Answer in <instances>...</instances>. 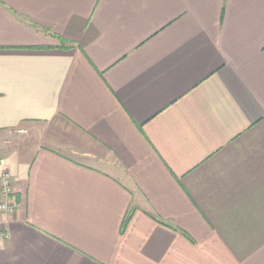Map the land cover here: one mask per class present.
Instances as JSON below:
<instances>
[{
	"label": "crops",
	"instance_id": "0c3cea01",
	"mask_svg": "<svg viewBox=\"0 0 264 264\" xmlns=\"http://www.w3.org/2000/svg\"><path fill=\"white\" fill-rule=\"evenodd\" d=\"M19 130L0 264H264V0H0Z\"/></svg>",
	"mask_w": 264,
	"mask_h": 264
},
{
	"label": "built area",
	"instance_id": "2783aa9c",
	"mask_svg": "<svg viewBox=\"0 0 264 264\" xmlns=\"http://www.w3.org/2000/svg\"><path fill=\"white\" fill-rule=\"evenodd\" d=\"M18 134H24L25 131H16ZM12 194V185L10 178L0 172V215H12L14 211L10 196Z\"/></svg>",
	"mask_w": 264,
	"mask_h": 264
},
{
	"label": "rangeland",
	"instance_id": "374dc122",
	"mask_svg": "<svg viewBox=\"0 0 264 264\" xmlns=\"http://www.w3.org/2000/svg\"><path fill=\"white\" fill-rule=\"evenodd\" d=\"M15 134H17V136H22L24 138H18ZM27 134L26 132L24 134H18L17 132H12L9 134H7L4 138H0V150H16L19 149L21 147H24L27 143H26V137ZM2 153V152H1Z\"/></svg>",
	"mask_w": 264,
	"mask_h": 264
},
{
	"label": "trees",
	"instance_id": "16d2710c",
	"mask_svg": "<svg viewBox=\"0 0 264 264\" xmlns=\"http://www.w3.org/2000/svg\"><path fill=\"white\" fill-rule=\"evenodd\" d=\"M63 44H65V42L62 41Z\"/></svg>",
	"mask_w": 264,
	"mask_h": 264
}]
</instances>
